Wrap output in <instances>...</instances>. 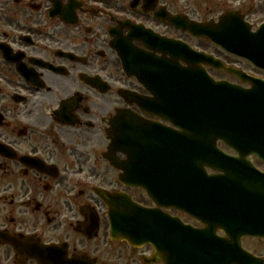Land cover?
<instances>
[{
  "label": "flooded vegetation",
  "instance_id": "obj_1",
  "mask_svg": "<svg viewBox=\"0 0 264 264\" xmlns=\"http://www.w3.org/2000/svg\"><path fill=\"white\" fill-rule=\"evenodd\" d=\"M203 1L0 0V264H146L149 246L109 240L102 197L121 192L153 207L143 189L118 177L133 182V152L163 140L170 125L154 115L149 85L124 72L115 46L176 59L165 46H208L180 28L185 21L228 15L251 30L264 22V0H214L199 14ZM116 134L122 144L114 150ZM242 247L264 264V240Z\"/></svg>",
  "mask_w": 264,
  "mask_h": 264
},
{
  "label": "water",
  "instance_id": "obj_2",
  "mask_svg": "<svg viewBox=\"0 0 264 264\" xmlns=\"http://www.w3.org/2000/svg\"><path fill=\"white\" fill-rule=\"evenodd\" d=\"M230 21L231 18L217 26L195 25L189 31L195 36L208 38L215 46L264 71V26L256 34H249L243 26H239V22L234 25ZM121 52L127 71L132 74L136 72L139 79L148 84L155 95L153 113L184 130L179 134L167 130L160 133L164 142L150 140L135 151L130 159L138 161L139 158L140 163L133 165L131 169L134 172L130 176L128 174L133 180L132 183L144 187L158 205L174 206L196 217H202L201 209L199 211L192 208L190 205L195 202L189 199V194L195 189L198 191L199 187L203 189L198 191L199 194L203 193L211 198L212 205L219 204L217 206L222 208V212L213 208L211 212H207V216L212 219H206L209 227L205 232H192L181 230L177 221L161 215L158 211L144 210L125 198H119L116 200L117 205L110 211L114 233L122 234L129 239V243H150L154 248L151 262L165 264H197L198 254L206 251V240L208 241L210 235L213 236V231L210 232L216 226L222 227L228 235V247L232 251L239 245L241 235L264 237V191L257 194L246 192L249 194L245 198L246 202L241 203L237 202L238 193L235 192L238 185L237 169H244L251 177L249 181H257L258 186L264 182V175L255 172L247 162L250 155H256L264 162V81L250 79L242 72L225 68L219 61L209 56L203 57L199 53L190 52V56L183 59L188 64L187 69H184L173 61H148L141 59V56L135 62L134 55ZM201 63L236 76L240 81L249 83L251 89L244 90L225 82L212 81L200 66ZM190 130L192 131L189 133ZM120 141L121 138L117 136L115 149L122 144L117 143ZM216 141L226 144L237 156L232 158L219 151ZM164 143L166 146H163ZM131 147L132 144L127 146L129 149ZM149 156L153 158L152 161ZM157 161L155 168L163 166V169L172 171V178L175 179L171 186L173 191L186 192L188 199L183 194L182 197L170 195L163 184L168 172L146 174L140 171L139 168L151 169ZM204 166L221 171L224 175L205 176L202 170ZM192 175H197V178ZM254 187L258 189L257 186ZM183 188L191 190L185 191ZM222 201L226 202L222 204ZM238 212L242 213L241 216ZM244 215L249 219L244 218ZM230 216L235 218H228ZM224 217L228 220H224ZM179 233L180 238L187 237L191 241H179ZM212 241L214 245L211 250L216 253L210 264H218L215 261L221 246H218L219 241L214 237ZM231 258L228 257L227 261Z\"/></svg>",
  "mask_w": 264,
  "mask_h": 264
},
{
  "label": "rangeland",
  "instance_id": "obj_3",
  "mask_svg": "<svg viewBox=\"0 0 264 264\" xmlns=\"http://www.w3.org/2000/svg\"><path fill=\"white\" fill-rule=\"evenodd\" d=\"M194 0H192V2H193ZM196 1V0H195ZM202 2H204L203 0H201ZM203 4H205L203 7H205V8H202V9H200L199 10V14H204L206 11H208V9H207V6L210 8V9H214L215 8V6H214V0H206L205 1V3H203ZM192 45H194V46H197L195 43H192ZM200 48H202V49H204V50H206L207 52H209V53H213V54H215L217 57H220V58H223V56L222 55H220V53H216L215 52V50L213 49V48H211L210 46H207V47H200ZM230 60V63H235V61L234 60H231V59H229ZM236 65H239L238 67L239 68H243V69H245V70H247L248 72H254V70L253 69H250L247 65H245V64H243V63H241L240 62V64H236ZM255 73H258V72H255ZM210 74L213 76V78L215 79V80H219V79H223V80H227V81H231V82H236V80L235 79H233L231 76L229 77L228 75H226L225 73H223V72H213V71H210Z\"/></svg>",
  "mask_w": 264,
  "mask_h": 264
}]
</instances>
